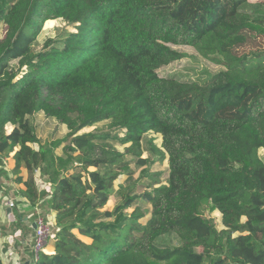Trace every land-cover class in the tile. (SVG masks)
Listing matches in <instances>:
<instances>
[{
	"label": "trees",
	"instance_id": "obj_1",
	"mask_svg": "<svg viewBox=\"0 0 264 264\" xmlns=\"http://www.w3.org/2000/svg\"><path fill=\"white\" fill-rule=\"evenodd\" d=\"M51 19L74 30L36 50ZM0 27V157L14 152L22 195L56 212L55 251L36 264H264V53L228 49L264 36V1L0 0ZM175 45L226 68L205 82L162 76L184 57ZM39 112L67 125L62 155L61 141L40 144L28 118ZM103 121L114 134L79 133ZM149 132L162 135L151 150L168 159L166 183L149 172L148 190L125 187L104 209L114 181L133 172L128 155L152 163L141 157Z\"/></svg>",
	"mask_w": 264,
	"mask_h": 264
},
{
	"label": "rangeland",
	"instance_id": "obj_2",
	"mask_svg": "<svg viewBox=\"0 0 264 264\" xmlns=\"http://www.w3.org/2000/svg\"><path fill=\"white\" fill-rule=\"evenodd\" d=\"M250 1L262 2L264 0H250ZM73 30L74 27L72 25H69L62 19L48 20L44 23L43 29L41 33L38 35V38L35 42V49L40 50L47 38L49 37L58 38L62 36L66 31H73ZM3 34H4L3 28L0 27V36H3ZM174 48L182 52L184 54V57L178 61H174L168 65L163 66L159 70V73L162 76L174 77L180 80H194L199 82H205L210 80V78H212L213 75L217 74L219 71L226 68L223 64L216 63L211 59H207L203 57L191 46L175 45ZM228 49L230 52L239 55L242 54L252 55V54H259L262 52L264 53V36L257 35L255 33H249L245 43L239 44L236 42H232L228 46ZM263 58L264 57L261 56V59ZM252 62L256 63V61L253 60ZM28 118L30 122L34 125L36 133L40 137V144H44L46 146H53L54 143L61 141L60 146L55 148V152L59 155H62L63 146L67 143L66 141H64V138L66 137L69 131L67 125L62 124L60 121H58L55 118L49 117L44 112H39L35 115L28 116ZM12 128L13 126L8 125L7 131L10 132ZM88 131L110 132L112 134L115 133L114 129H112L109 126L108 121H103L95 126L85 128L81 130L79 133L88 132ZM119 134L123 135L124 132L119 131ZM162 141L163 138L161 134L149 132L143 136L142 139L143 154L141 157L151 159L152 163L146 165H139L136 162L135 157L128 155L126 157L127 159L126 161L129 162V167L132 169L133 172L131 174H127L123 172V174H121L114 181L113 184L114 190L110 196V199L105 205L104 209L113 210L115 206L121 202L120 192L121 189H124L125 187H129V188L133 187L131 194H137V195L142 194L143 192L148 190L149 184L151 182V178L148 176L149 172L155 173L162 171L163 172L161 177L162 184L166 183V180L168 178V166H169L168 159H166L162 163L157 161L158 158L156 157V155H153V152L151 150L152 143H156L157 146L161 147ZM110 142L113 143L121 151H124L125 147L130 144V143L121 144L117 140H110ZM40 144H32V146L38 149L40 147ZM12 154H14V152H11L10 154H7L2 158L0 157L1 159L0 164H2L3 161L5 162L6 158L11 157ZM259 155L262 158L264 157V149L259 150ZM95 169H96L95 167L90 168V170H95ZM37 182L42 188V192H45V196H47L52 189L51 183L47 180L46 177L42 176V174L41 177L38 178ZM135 206H141L142 208L151 210V205L142 198L136 200ZM135 206L129 208L128 210H126V212L128 214L131 213L135 209ZM204 216L214 220L215 223H217L219 229L223 227L220 219L221 214L218 210L212 211L210 209H207L204 213ZM74 231L78 233L77 230ZM237 234L238 233H236L235 235ZM52 236L49 239L48 245L54 244L55 242V239ZM82 238L87 241H90V239L84 236H82Z\"/></svg>",
	"mask_w": 264,
	"mask_h": 264
},
{
	"label": "crops",
	"instance_id": "obj_3",
	"mask_svg": "<svg viewBox=\"0 0 264 264\" xmlns=\"http://www.w3.org/2000/svg\"><path fill=\"white\" fill-rule=\"evenodd\" d=\"M18 148H16L17 150ZM4 163V164H3ZM0 164V261L2 264H32L31 244L35 236V220L37 212L53 224V238L55 239L56 212L41 205L46 198H41L35 206L25 198L21 190L25 189L23 182L17 180L18 174L13 170L15 161L13 154ZM23 179L27 178V169L22 168ZM41 177L37 171L36 178ZM40 193L42 188L37 182ZM10 198L16 203L10 207L5 198ZM11 208V211L7 210ZM54 244L47 245L44 252L52 254Z\"/></svg>",
	"mask_w": 264,
	"mask_h": 264
},
{
	"label": "built area",
	"instance_id": "obj_4",
	"mask_svg": "<svg viewBox=\"0 0 264 264\" xmlns=\"http://www.w3.org/2000/svg\"><path fill=\"white\" fill-rule=\"evenodd\" d=\"M10 207H15L16 203L10 198H5ZM35 236L31 244V257L32 264H36L39 259L40 253L45 250L48 245L49 239L53 235L52 223L49 219L45 218L40 212H37L35 220Z\"/></svg>",
	"mask_w": 264,
	"mask_h": 264
},
{
	"label": "water",
	"instance_id": "obj_5",
	"mask_svg": "<svg viewBox=\"0 0 264 264\" xmlns=\"http://www.w3.org/2000/svg\"><path fill=\"white\" fill-rule=\"evenodd\" d=\"M7 211L10 212L11 211V208H9ZM34 227H36V224H34Z\"/></svg>",
	"mask_w": 264,
	"mask_h": 264
}]
</instances>
